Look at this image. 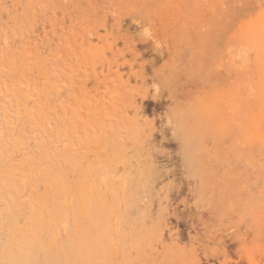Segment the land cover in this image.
I'll use <instances>...</instances> for the list:
<instances>
[{"label": "rangeland", "instance_id": "1", "mask_svg": "<svg viewBox=\"0 0 264 264\" xmlns=\"http://www.w3.org/2000/svg\"><path fill=\"white\" fill-rule=\"evenodd\" d=\"M0 264H264V0H0Z\"/></svg>", "mask_w": 264, "mask_h": 264}, {"label": "flooded vegetation", "instance_id": "2", "mask_svg": "<svg viewBox=\"0 0 264 264\" xmlns=\"http://www.w3.org/2000/svg\"><path fill=\"white\" fill-rule=\"evenodd\" d=\"M140 51V54H138L136 57H138L139 55L141 56L142 55V53H147L148 54V57L147 58H144V60L145 61H148V63L146 64L147 65V67H148V69L146 70V72H145V70H144V76L146 77V78H151L152 77V75H153V73H154V69L152 68V64H151V61L152 60H155L156 58L155 57H153V55L150 53V49H148V48H144V49H140L139 50ZM135 57V56H134ZM128 64H130V63H128ZM151 64V65H150ZM156 103H152V102H150L148 105H147V110L149 111V113L151 114V115H157V116H159L163 111L161 110L162 108H168L167 106V104H156Z\"/></svg>", "mask_w": 264, "mask_h": 264}]
</instances>
